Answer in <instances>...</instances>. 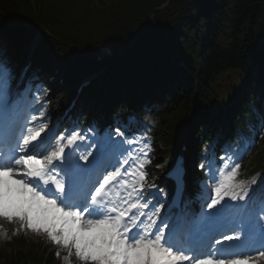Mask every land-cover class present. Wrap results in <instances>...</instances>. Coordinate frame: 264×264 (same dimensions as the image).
I'll list each match as a JSON object with an SVG mask.
<instances>
[{"label":"snow or ice","instance_id":"snow-or-ice-1","mask_svg":"<svg viewBox=\"0 0 264 264\" xmlns=\"http://www.w3.org/2000/svg\"><path fill=\"white\" fill-rule=\"evenodd\" d=\"M15 79L0 51V217L18 219L22 228L46 235L67 251L65 262L73 250L82 264H256L264 258V180L256 184L253 179V188L237 179L240 154L221 157L215 169L211 162L201 165L213 186L203 185L201 222L185 230L174 217L160 216L155 203L144 202L150 161L143 150L127 158L133 141L126 142L120 128L94 135L90 143H82L88 137L74 124L57 135L42 123L45 112L32 109L39 115L29 120L20 111L15 98L22 94L13 88ZM175 172L180 195L182 163ZM150 207L151 214L144 211ZM226 242L255 257L226 252ZM253 242L260 248L248 246Z\"/></svg>","mask_w":264,"mask_h":264},{"label":"trees","instance_id":"trees-1","mask_svg":"<svg viewBox=\"0 0 264 264\" xmlns=\"http://www.w3.org/2000/svg\"><path fill=\"white\" fill-rule=\"evenodd\" d=\"M0 11L48 26L49 36L36 52L35 64L52 72L49 55L68 57L70 84L88 63V53L104 55L112 70L105 109L112 110L113 97L122 102L127 96L122 103L130 107L145 98L157 103L163 132L155 140L164 146L171 145L167 131L190 115V143L198 146V126L211 122L206 96L221 73L244 71L234 88L236 96L220 102L230 122L249 105L264 78V0H0ZM21 29L0 16V41L6 38L5 46L10 44L17 54L24 41L17 35ZM69 89L60 92L63 104ZM260 89L263 96L264 82ZM98 93L101 85L95 83L79 95L78 103ZM50 243L40 236L30 241L26 234L13 238L16 264L26 259L57 264ZM0 264H11L10 256Z\"/></svg>","mask_w":264,"mask_h":264},{"label":"rangeland","instance_id":"rangeland-1","mask_svg":"<svg viewBox=\"0 0 264 264\" xmlns=\"http://www.w3.org/2000/svg\"><path fill=\"white\" fill-rule=\"evenodd\" d=\"M48 84H52V81H49ZM43 90L44 91H43V96L41 97L42 103H41L40 111L45 112L46 115H45V118L43 119L42 123L49 124L51 120L49 117H47V114L51 113V104L54 102L55 97H56L58 92L57 93L55 92V87H52V88L45 87ZM53 113H55V112H53ZM37 123H40V121H38ZM164 159L165 158H164L163 152L161 150L160 151L157 150L155 153V157L153 159L154 164H151L149 166V171L154 173L155 175H157V171L159 170V166L164 162ZM1 225H3L2 226L3 230L0 231V247L3 246V243L7 239L6 235H4V233L8 228L21 227L20 221L18 219H14L13 221H8L6 218H3V217H0V227H1ZM259 263L264 264V258H259Z\"/></svg>","mask_w":264,"mask_h":264},{"label":"bare ground","instance_id":"bare-ground-1","mask_svg":"<svg viewBox=\"0 0 264 264\" xmlns=\"http://www.w3.org/2000/svg\"><path fill=\"white\" fill-rule=\"evenodd\" d=\"M16 1H20V0H16ZM51 76H54V74H51ZM57 80H58V77L54 76V78H53V80H52V85H53V87H55L56 89H58V88L60 87V85H58V83H57ZM127 98H128L127 96H126V97H123V98H122V102H125ZM110 118L112 119V121H114V120H113L114 115H111ZM143 123H144V125H146V131H147V124H146L145 122H143ZM122 125H123V124H122ZM123 127H124V125H123ZM128 129H130V128L128 127ZM145 133H146V132H145Z\"/></svg>","mask_w":264,"mask_h":264}]
</instances>
